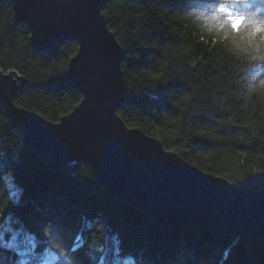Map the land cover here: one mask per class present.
<instances>
[{
    "label": "trees",
    "instance_id": "obj_1",
    "mask_svg": "<svg viewBox=\"0 0 264 264\" xmlns=\"http://www.w3.org/2000/svg\"><path fill=\"white\" fill-rule=\"evenodd\" d=\"M102 15L122 50L125 125L204 173L264 191V33L252 35L264 0H107ZM76 51L73 41L34 50L0 0V71L26 81L17 106L52 123L69 114L82 99L67 78ZM0 228V264H264V239L157 225L87 165L49 166L1 105Z\"/></svg>",
    "mask_w": 264,
    "mask_h": 264
},
{
    "label": "water",
    "instance_id": "obj_2",
    "mask_svg": "<svg viewBox=\"0 0 264 264\" xmlns=\"http://www.w3.org/2000/svg\"><path fill=\"white\" fill-rule=\"evenodd\" d=\"M106 1L9 0L34 50L77 44L67 78L82 95L72 112L52 123L18 107L14 100L26 81L0 71V105L11 125L41 161L65 172L87 165L99 186L157 225L264 239V191L202 172L118 117L126 87L122 50L102 15Z\"/></svg>",
    "mask_w": 264,
    "mask_h": 264
},
{
    "label": "snow or ice",
    "instance_id": "obj_3",
    "mask_svg": "<svg viewBox=\"0 0 264 264\" xmlns=\"http://www.w3.org/2000/svg\"><path fill=\"white\" fill-rule=\"evenodd\" d=\"M242 24H243V19L240 17L233 18L231 20V26L234 30L238 31ZM256 33H264V24H261L255 27L252 35H255ZM261 59H264V57H261ZM154 79H158V78H154ZM51 231H52V226L47 225V224L43 225L41 228V233L44 235H47Z\"/></svg>",
    "mask_w": 264,
    "mask_h": 264
},
{
    "label": "rangeland",
    "instance_id": "obj_4",
    "mask_svg": "<svg viewBox=\"0 0 264 264\" xmlns=\"http://www.w3.org/2000/svg\"><path fill=\"white\" fill-rule=\"evenodd\" d=\"M73 111V110H72ZM71 111V112H72ZM60 120V119H59ZM127 205V204H126ZM130 206V205H129ZM131 207V206H130ZM134 208V207H133ZM136 209V208H135ZM2 228V227H1ZM1 228H0V241L1 242H3L4 240H5V237H6V235H5V233L4 232H2V230H1ZM6 230H7V228H6ZM6 232V231H5ZM15 234H11V236H9L8 237V240H9V244H16V236H14Z\"/></svg>",
    "mask_w": 264,
    "mask_h": 264
},
{
    "label": "bare ground",
    "instance_id": "obj_5",
    "mask_svg": "<svg viewBox=\"0 0 264 264\" xmlns=\"http://www.w3.org/2000/svg\"><path fill=\"white\" fill-rule=\"evenodd\" d=\"M116 39V38H115ZM77 49H78V47H77ZM77 52V51H76ZM76 54V53H75ZM120 65H121V63H120ZM122 70V69H121ZM123 73V72H122ZM19 75V74H18ZM20 76V75H19ZM20 77H22V76H20ZM19 107V106H18ZM118 110V109H117ZM119 117V116H118ZM120 118V117H119ZM121 119V118H120ZM122 120V119H121ZM124 123V122H123ZM125 124V123H124ZM145 134V133H144ZM93 175V174H92Z\"/></svg>",
    "mask_w": 264,
    "mask_h": 264
},
{
    "label": "clouds",
    "instance_id": "obj_6",
    "mask_svg": "<svg viewBox=\"0 0 264 264\" xmlns=\"http://www.w3.org/2000/svg\"><path fill=\"white\" fill-rule=\"evenodd\" d=\"M262 87H264V82H262Z\"/></svg>",
    "mask_w": 264,
    "mask_h": 264
}]
</instances>
